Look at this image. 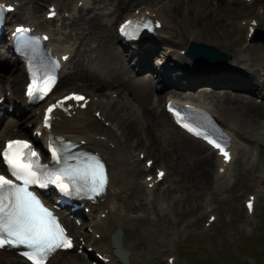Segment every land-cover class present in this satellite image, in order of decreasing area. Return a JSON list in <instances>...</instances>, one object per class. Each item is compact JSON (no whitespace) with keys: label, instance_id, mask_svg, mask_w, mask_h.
Here are the masks:
<instances>
[{"label":"bare ground","instance_id":"obj_1","mask_svg":"<svg viewBox=\"0 0 264 264\" xmlns=\"http://www.w3.org/2000/svg\"><path fill=\"white\" fill-rule=\"evenodd\" d=\"M5 1L11 3L18 2L20 4L17 14L11 18L14 22L18 23L28 21L34 23L38 30L50 29V33L53 36V40L51 42L55 52L57 53L63 51L64 54L70 53L76 58L79 49L77 50L76 55H74V52H76V47L79 43L78 41L82 36H85V38H94L98 41V44H100L99 47L103 50H109L110 52L115 51L112 46V37L115 38L114 27H105L110 24L109 20H107V23L104 24L96 16H94V18L86 17L79 21H75V19L78 18L76 15L79 2H83L82 10H87L91 6V0H76L73 6H70L69 3H67L68 0ZM173 1L174 0H168L166 3H157L151 5L149 8L141 9L140 14L138 15L147 14V11H149L163 24V28L157 32V40L154 38L147 44L146 47L140 49L136 53H133V55L138 57L137 67L139 71H151L152 63L157 61V59L166 57V52H168L169 49L173 50L170 52L169 58L174 61V66L169 68L167 67L169 63H166L160 71L165 79L164 83L180 87L181 89H184V93H186V90L193 92L198 86L207 85L210 90H202L198 94L195 93L191 95L190 98L193 100L192 102L202 107L214 110L219 119L225 123L226 119H231V125L227 126V130L233 138V154H235L236 149L249 148L252 141L248 137L244 138L245 135H248L246 133L249 130L248 124L252 123L253 125H257L256 123L254 124V122L264 118V105H259L252 98L240 94L256 93V91L249 86L254 83H256L255 85H258L257 90L264 89V80L260 82L257 79L255 76V73L257 72V70L254 69L255 66L253 64H248L249 61L240 56L241 51H237L239 56L236 59L238 62H235L237 68H240L239 70L232 69L231 65L220 67L203 66L200 62L191 61L186 56L178 53V50L181 49L171 46L173 43L172 38L177 40L182 39L184 45L187 46L191 41H196L195 35L197 29H201L202 27L207 28L209 26L213 31H218L216 33H219V30L221 29L224 32H227V29L222 25V21L220 22L217 18H213V15L206 9V4H208L209 0H182L184 4L189 5L192 8L198 7L199 11L193 18V34H183L182 32H179L176 23L177 20L184 18L188 14H185V5L181 3L180 0H178V3ZM224 1L226 0H217L216 3V0H213V5L214 7L220 8L223 6ZM236 1L239 2L241 0ZM46 4H50L48 5V8L55 5L61 10H66L65 12L69 9L70 17L68 21L70 23H75L74 25L77 28L73 26L74 29L68 34V27L65 24L67 19L64 20V23H62L63 26H57L54 30L50 28L48 22L45 21L48 8L46 13H44V16L38 15L42 12ZM170 4L171 6H169ZM115 9V13L122 15L126 11H129L130 6L127 5L125 0H119ZM95 10L101 9L95 8ZM108 12L112 14L113 8H106L104 11H101L99 15L106 16ZM131 15L136 16L134 13ZM60 21L61 20H59V23ZM250 23L251 21L248 22L247 29ZM73 32H75V34ZM156 42H158V45L159 42H161L165 47H167L158 46L156 45ZM258 51L264 52V46L259 48ZM63 53H60V55H64ZM89 53H91V51L87 50L85 51V55H79V61L84 63L82 65L79 62L77 68L81 65L84 77L82 76L83 73H78V69L75 74L78 75L81 80L87 81L86 79L96 80L97 78H101L103 80L102 84L118 87L117 89H114L118 93L117 99L114 100V102L110 101L103 103L104 111L101 113L102 119L106 118L104 121H110V126L109 128L102 126V122L98 119L90 117V115L86 114L85 111H76L75 115L71 118L61 116L60 120L56 122L55 129L61 135H68L73 139L85 140L86 148L101 153L109 163L111 185L108 189L107 195L104 197L103 201L91 206V208L94 211H98L100 215L95 219L93 224L95 237L90 241V246L94 247L97 252L104 254L110 259V262L107 264H119L117 258L113 255L110 240L112 232L117 227H121L123 230H126L133 226L136 220L133 216L134 213L136 211H148V207L151 204L150 200L153 198L152 190L144 188V186L147 187V182L145 180L140 182L138 187V181L136 179V176H139L147 171V167L145 165L144 167H141L138 159H136L132 153L129 151L126 152L124 149L120 148L119 141L116 142L115 140L117 137L120 138L119 131H121L122 134H126L131 137L134 133H136L137 127L140 126L141 122H144L147 118H149L152 122V127L155 126V124L156 127H160L166 125V122L168 121L163 118L167 117L172 127L180 134H177L176 139L173 141V145H175L173 149L174 153H164L168 158H174L173 156L176 155L177 160L180 161L178 162L179 165L186 164L185 157L194 158L192 163L184 165L183 168L177 165V163L176 166L178 168V174L187 179L188 182L192 181V186H196L197 188L203 189L208 187V175L210 170L212 171V168L214 169V178L216 180L223 181L224 179L219 178L221 176L230 179L231 164L233 161L229 165H226L222 162V159L217 158L216 155L207 153L206 150H210L208 147L198 141H195L194 139H191L173 125L171 118L166 114L165 109L164 111H161L159 115L157 114L152 105H154L153 85L156 80L160 78V75L158 76L159 73L153 71L155 73L154 75L142 80H137L136 77H130L133 84H127L126 76L129 74L128 70L130 69L125 65L126 57H124L123 54L115 55L120 62V66L114 67L112 65H108L102 57L100 59L98 58V60L91 58V55L93 54L88 57ZM245 63L253 67V69L248 67L244 68L243 66ZM256 63V67H263L260 66L258 62ZM178 68H182L184 71L188 72L187 79L190 80V83L183 85L180 83L179 79L177 81H173L170 72ZM6 69V67H2V73L6 71ZM71 69L72 66L67 64L63 74L66 75L69 71H72ZM2 73L0 75V81L4 86V90H0L1 96L4 95L3 93L5 91H12L16 98L23 97L21 83L24 79H27L25 70H18L17 68L14 72L12 70V73L7 76L2 75ZM260 73L261 70L259 69L258 74ZM121 77L123 78L119 79ZM130 85H132V87ZM94 88H96V92L91 91L90 97L92 100L88 109L92 108L93 112H97L98 109H95V106H100L101 103L97 102L96 97H98L99 94L102 95L104 92L113 89H109L108 86L99 85L98 83ZM218 89H223L224 92H217ZM62 93L63 92H58L59 95ZM123 95L127 100L126 102L120 100ZM209 99L211 101L213 100L216 104L214 105L212 102H208ZM8 100L10 101L11 97H8ZM122 102L123 107L121 109L114 110L117 109L116 104ZM162 102L163 97H158L157 103L161 104ZM147 132L148 130H146V133ZM134 136L138 137L137 135ZM252 137L256 142H260L261 138L258 136L257 132ZM154 143H159L156 138L154 139ZM134 183L137 184L136 189L133 187ZM256 184H259V182H256ZM157 186H159V184L155 187ZM129 193H131L132 196H137L133 203H121L119 200L120 197L125 198L129 195ZM65 221L68 226L71 227V232L75 236L78 231L77 228L72 225L69 215L65 216ZM96 234H100L101 238L97 239ZM141 237V235H137V238ZM0 254L5 255L1 252ZM60 254L61 253H58L52 261L61 259L62 262L66 264L69 262L80 264V261L82 260L79 256L65 258ZM129 262L131 263V260ZM4 263L25 264V262L18 257L13 260L9 259L8 261H0V264ZM134 264H142V262L137 259L134 261Z\"/></svg>","mask_w":264,"mask_h":264},{"label":"rangeland","instance_id":"obj_2","mask_svg":"<svg viewBox=\"0 0 264 264\" xmlns=\"http://www.w3.org/2000/svg\"><path fill=\"white\" fill-rule=\"evenodd\" d=\"M125 1L127 5L130 6L131 10L138 7H150L157 3L163 4L168 2V0ZM180 1L183 3L182 0ZM75 2L76 0L67 1L70 6ZM173 2L178 3V0H174ZM91 3L92 8L82 11L76 21L86 17L94 18V16H96L101 22L106 24L105 21L99 18L98 11L95 10L94 7L99 9L105 6H112L115 9L119 0H97V2L96 0H91ZM184 5L186 8L185 14L188 15L181 18L182 20H177V28L178 31L183 34H193V18L198 13L199 8H192L189 5ZM169 6H171V4ZM206 9L213 15V18L215 17L220 22L222 21V25L225 26L227 32L221 29L219 33H216L218 31H213L209 26L207 28L202 27L196 30L195 42L212 45L221 52H225L230 57L229 65L238 70L240 68H237L235 62H238L236 59L239 56L237 51H241L240 56L249 61L248 64H253L255 66L254 69L257 70L255 76L257 79L261 80L264 72H262L260 76L258 72L259 69L264 71V52L258 50L264 45L261 43H252L248 49H245L244 45L246 44V46H248V43L245 41L247 32L246 30L242 31L243 28H241V23L243 24L246 20L257 19L258 22H260V30L264 31V15L261 16L264 10V0H255L253 4H246L242 1L237 2L236 0H226L220 8L214 7L213 0H209L208 4H206ZM45 10L46 8L44 11ZM127 13L126 11L124 17H121L119 20L121 21L124 19ZM116 18L117 15L114 17V20ZM74 24L75 23H71L70 26L68 25V34L74 29ZM73 33L75 34V32ZM112 39V46L115 51L110 52L108 50L109 53L101 49V47H99L100 44H98V41L94 38H85V36H82L78 41L81 46L79 55H85V51L89 50L91 53H89L88 57L93 54L94 56H91H93L95 60L102 57L108 65L119 67L120 62L115 55H121L119 53L120 48L115 42V39L113 37ZM172 41L173 43L171 46L183 50L186 49L182 39L177 40L172 38ZM158 46L165 47L162 43ZM79 55L73 62L74 69L70 77L66 79V81L70 82L68 85L61 88H66V91L75 88L84 90V92L87 93L91 89H95L94 91H96L94 87L98 83L99 85L108 86L109 89H115L113 86L102 84L103 80L101 78H97L96 80L86 79L88 82L81 80L79 76L75 74L77 69L78 73H83L81 65L77 68L80 62ZM160 61H164V59H159L156 64L154 63V67ZM5 62H10V64H12V60L9 59H6ZM256 62L263 67H256ZM83 63L84 62H80L82 65ZM243 67L253 69V67L246 63ZM12 68L13 66L11 65V69ZM11 71L7 72L5 75H8ZM136 72L137 71H134L133 74H136ZM82 76L84 77V73ZM129 76L130 75H128V77ZM122 78L123 77L119 79ZM127 83L133 84L131 81ZM130 86L132 87V85ZM207 88L208 87L204 85L197 88L194 92L198 94L202 90H210ZM218 91L221 93L224 92V90ZM104 94L105 92L100 97L104 100H111L112 97H107ZM155 96V100H157V95L155 94ZM258 96L260 95L256 93V95L252 97L258 101ZM120 100L123 102L127 101L124 95ZM123 102L116 104L117 109L114 110L121 109L123 107ZM212 103L216 104L213 100ZM259 105H264V101ZM153 106L154 105H152V107ZM154 108L159 115L160 108H157V104ZM161 108L163 109V106ZM89 115L95 117L91 112H89ZM163 119L169 123L166 122V125L160 127H156L155 124V126L152 127V122L147 118L144 122H141L140 126L137 127L136 133H134V135L138 137L134 135L129 137L125 134V142L121 144L122 147H126L127 151L132 150L136 153H140L141 151L144 152L147 159H153L155 161V168L163 167L168 173V178L165 180L164 184L159 189L155 190L148 211H136L133 215L136 217L133 226L125 230L124 242L125 247L132 253L131 263L139 259L142 264H168L167 259L173 254L177 259V264H264V118L255 121L254 124L256 123L257 125H253L252 123L248 124L249 130L246 132L248 135H245L244 138H250L252 143L248 149L243 151L240 150L236 155L237 159L233 169L236 184L230 187L226 182H223V184L215 182L213 180L214 169L212 168V171L210 170L208 175V187L203 189L192 186V181L188 182L187 179L178 174L176 163L179 165L178 162L180 161L177 160L176 155L173 156L174 158H168L165 155L164 152L168 154H170V152L174 153L173 149L175 145H173V141L176 139V135L180 133L172 127L167 117ZM34 120H37L36 117H34L33 121ZM230 123L231 119H226V124L228 126L231 125ZM23 129L25 128L23 127ZM146 130H148L147 133ZM256 132L261 138L260 142H256L252 137ZM155 138L159 143H154ZM185 160L186 164L179 165L181 168H183L184 165L192 163L194 158L185 157ZM136 179L143 180L144 175H140V177L136 176ZM256 182H259V184H256ZM133 187L136 189L137 184L134 183ZM259 187H261V197L257 199L255 213L249 215L244 207V201L248 195L256 194ZM157 196H160L158 200L156 198ZM136 197L137 196H132V194L129 193L127 197H120L119 200L121 203L130 204L133 203ZM206 203L215 206L217 208L216 213L219 215L218 220L210 227L206 225L208 217V215L205 214ZM163 205L164 207L161 208ZM96 216L97 215H95V217ZM93 220L94 216L86 220V225L78 230L79 234L77 238L80 235L88 237L89 239L93 237L90 231ZM138 234L142 237L137 238ZM79 242L83 244L82 239H80ZM169 248L172 249V252L168 251ZM75 255L81 256L79 253L72 256ZM13 257L14 256L0 254V261L13 260ZM69 257L71 256H68V258ZM81 262V264H86L88 260L84 258V261ZM57 264L65 263L60 260Z\"/></svg>","mask_w":264,"mask_h":264},{"label":"snow or ice","instance_id":"obj_3","mask_svg":"<svg viewBox=\"0 0 264 264\" xmlns=\"http://www.w3.org/2000/svg\"><path fill=\"white\" fill-rule=\"evenodd\" d=\"M51 15H55L54 12ZM130 23V22H129ZM127 25L122 27L124 31ZM24 29H18L21 34ZM55 83L54 76H46L43 80L44 87H36L34 79L28 87V95L34 96L37 92L47 95ZM42 98V97H41ZM67 101L87 103L82 95L70 94L48 108L51 113L54 108L63 107ZM46 116L45 124H48ZM190 131L192 129H189ZM214 147L220 149L225 160L229 155L219 144L209 141ZM53 158H57L55 150ZM4 163L13 179L0 175V248L5 246L23 247L21 253L30 264H47L48 257L60 248H70L71 240L65 234V230L58 223L52 212L46 208L37 196L29 191V186L56 184L62 191H69V184L64 183V178L69 180L81 177L89 183V191L94 195H100L107 183L103 164L96 162L88 163L83 169H62L57 172H49L39 163V154L32 149L27 141H9L2 153ZM150 163V162H149ZM164 176L163 172L158 174ZM80 189H77L79 191ZM252 208L251 202L248 204Z\"/></svg>","mask_w":264,"mask_h":264},{"label":"water","instance_id":"obj_4","mask_svg":"<svg viewBox=\"0 0 264 264\" xmlns=\"http://www.w3.org/2000/svg\"><path fill=\"white\" fill-rule=\"evenodd\" d=\"M260 34H263V37L256 38V42L264 43V33H260ZM194 52L196 53V55L198 54L197 56L205 58L206 60L208 59V61H212V59L215 58L217 59L222 57V55L219 54V51L216 48L205 44H194L190 49L189 54L192 55ZM121 238H122V232H117L114 234L115 243H119L120 245H122ZM120 245L117 246L119 247Z\"/></svg>","mask_w":264,"mask_h":264}]
</instances>
